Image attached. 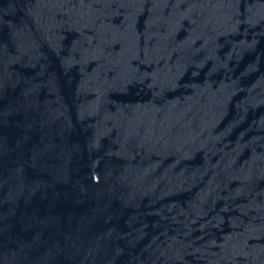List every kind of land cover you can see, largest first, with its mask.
I'll use <instances>...</instances> for the list:
<instances>
[{
    "label": "water",
    "instance_id": "1",
    "mask_svg": "<svg viewBox=\"0 0 264 264\" xmlns=\"http://www.w3.org/2000/svg\"><path fill=\"white\" fill-rule=\"evenodd\" d=\"M0 264H264V0H0Z\"/></svg>",
    "mask_w": 264,
    "mask_h": 264
}]
</instances>
